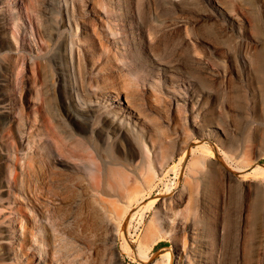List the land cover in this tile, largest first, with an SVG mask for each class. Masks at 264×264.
Wrapping results in <instances>:
<instances>
[{
    "label": "rangeland",
    "instance_id": "374dc122",
    "mask_svg": "<svg viewBox=\"0 0 264 264\" xmlns=\"http://www.w3.org/2000/svg\"><path fill=\"white\" fill-rule=\"evenodd\" d=\"M158 62L174 67L179 96L189 87L200 96L174 99ZM105 89L128 112L135 107L138 144L99 116ZM8 107L19 133L50 115L93 148L104 198L125 211L114 239L101 237L92 253L81 234L71 239V226L57 229L58 264H168L166 252L169 264H195L196 230L212 244L211 264H264V178L252 176L264 166V0H0V174L7 153L32 147L30 138L16 142ZM192 113L195 123L222 128L206 138L207 150L197 147ZM54 157H45L51 167ZM34 233L47 253L38 222ZM6 239L0 229V264Z\"/></svg>",
    "mask_w": 264,
    "mask_h": 264
},
{
    "label": "bare ground",
    "instance_id": "6f19581e",
    "mask_svg": "<svg viewBox=\"0 0 264 264\" xmlns=\"http://www.w3.org/2000/svg\"><path fill=\"white\" fill-rule=\"evenodd\" d=\"M218 13L223 16L219 11ZM123 26L125 25L122 24L120 31L129 37L131 43L139 44L141 40L133 35L134 32L130 27ZM68 46L72 55L73 50L77 48L75 45ZM156 66L164 77L165 87L173 90L170 92L173 93L174 99L176 96L186 103L192 100L191 96H200V92L191 87L182 97L179 96L176 90L179 89L180 82L171 75L174 67L161 62ZM100 94L107 95V100L99 116L117 125L132 143L138 144L142 136L139 129L141 122L133 115L136 113L135 107L130 106L128 112L124 106H121L122 98L111 95L117 92L105 89L101 90ZM4 111L8 128L15 136L16 142L21 144L25 138H30L32 143L30 151L22 157H10L7 153L1 166L0 187L5 188L6 198H0V202L8 204L6 207L8 216H0V229L6 232L7 239L3 244L7 245V249L3 253L8 260L7 264H58L57 260H54L52 250L55 232L64 224L72 228L69 233L71 239L81 241L71 235L81 234L90 253L98 246L101 237L113 240L116 222L122 218L125 211L121 206L104 198L107 182L99 174L100 169L93 148L75 141L69 132L54 124L50 115L40 114L37 125L26 127L19 133L13 128L17 111L12 107ZM82 114L84 117H89L86 111ZM193 117L192 113L190 117L188 116L187 122L194 127L195 134L201 140L197 147L204 150L206 138L216 137L222 132V128L220 129L219 123L214 120L195 123ZM191 120L192 124H190ZM4 146L8 147L7 141ZM47 151L55 153V164L52 167L45 162V157L49 154ZM186 155L187 151L183 153L181 160L185 159ZM252 176L258 179L264 178V166L257 164ZM163 210L165 211V208ZM36 222L39 223L41 230L46 231L47 253L41 252L38 241L35 240L37 238H33ZM190 238L196 248L192 252L195 264H211L206 256V253L213 250L208 236L196 230L192 232ZM3 250L4 248L0 246V253ZM167 254L169 264L172 260L170 261V252H166L165 256Z\"/></svg>",
    "mask_w": 264,
    "mask_h": 264
}]
</instances>
